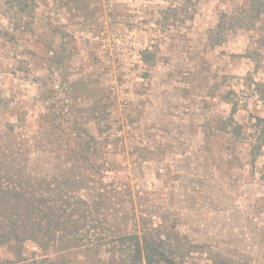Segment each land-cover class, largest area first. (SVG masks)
<instances>
[{
    "label": "rangeland",
    "instance_id": "374dc122",
    "mask_svg": "<svg viewBox=\"0 0 264 264\" xmlns=\"http://www.w3.org/2000/svg\"><path fill=\"white\" fill-rule=\"evenodd\" d=\"M19 1L0 0V130L29 170L53 168L33 143L55 116L99 142L80 194L106 197V238L146 223L178 264H264V15L216 37L247 0ZM233 108L244 139L216 129Z\"/></svg>",
    "mask_w": 264,
    "mask_h": 264
},
{
    "label": "trees",
    "instance_id": "16d2710c",
    "mask_svg": "<svg viewBox=\"0 0 264 264\" xmlns=\"http://www.w3.org/2000/svg\"><path fill=\"white\" fill-rule=\"evenodd\" d=\"M263 15L264 0H247L217 22L215 36L224 37L236 28L253 30ZM249 84L264 100V82L249 78ZM234 110L216 129L240 139L242 126L234 122ZM56 120L51 118L49 130L33 143L54 156L49 173L29 170L28 154L34 150L22 147V135L13 126L0 130V249L8 253L0 264H178L146 223L140 235L104 236L106 197L101 192L95 199L80 194L89 189L86 181L91 175L103 174V165L93 160L102 155L99 142L85 128L67 131ZM257 121L259 125L262 119ZM255 139L254 157L264 145V127ZM26 244L38 254L26 255Z\"/></svg>",
    "mask_w": 264,
    "mask_h": 264
}]
</instances>
